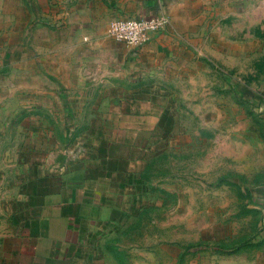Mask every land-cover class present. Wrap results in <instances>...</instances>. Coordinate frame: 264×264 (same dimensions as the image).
<instances>
[{
    "label": "rangeland",
    "instance_id": "obj_1",
    "mask_svg": "<svg viewBox=\"0 0 264 264\" xmlns=\"http://www.w3.org/2000/svg\"><path fill=\"white\" fill-rule=\"evenodd\" d=\"M116 1L0 0V264H264V0Z\"/></svg>",
    "mask_w": 264,
    "mask_h": 264
},
{
    "label": "built area",
    "instance_id": "obj_2",
    "mask_svg": "<svg viewBox=\"0 0 264 264\" xmlns=\"http://www.w3.org/2000/svg\"><path fill=\"white\" fill-rule=\"evenodd\" d=\"M169 22L165 13L144 16L116 17L109 21L107 33L118 40L131 45L146 42L151 33L164 28Z\"/></svg>",
    "mask_w": 264,
    "mask_h": 264
},
{
    "label": "crops",
    "instance_id": "obj_3",
    "mask_svg": "<svg viewBox=\"0 0 264 264\" xmlns=\"http://www.w3.org/2000/svg\"><path fill=\"white\" fill-rule=\"evenodd\" d=\"M125 3H127L126 7L128 9L130 8L139 9L142 7V5L144 6V4L141 5L140 0H117L115 5L124 6ZM167 38H168L167 34H165L164 31L158 30V31L151 33L150 38L146 42L139 44V45H135V46H138L136 47L137 48V51L135 53L137 54L136 56H139L138 57L139 59L145 60L146 58H151L159 53H162L164 50V46H165V42ZM105 42H107L110 46H116L120 44V41H117L116 39L111 37L109 34H107V38L105 39ZM5 200L0 198V218L2 215H5L7 212V206L6 204H4ZM10 209L9 211H11ZM0 224H1V227H3V224L2 223Z\"/></svg>",
    "mask_w": 264,
    "mask_h": 264
}]
</instances>
